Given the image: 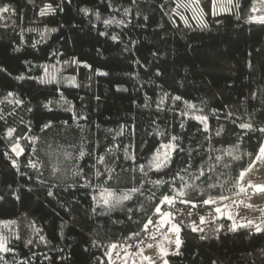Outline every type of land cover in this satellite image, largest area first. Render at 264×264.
<instances>
[{"label":"trees","instance_id":"16d2710c","mask_svg":"<svg viewBox=\"0 0 264 264\" xmlns=\"http://www.w3.org/2000/svg\"><path fill=\"white\" fill-rule=\"evenodd\" d=\"M59 2L0 0V6L10 4L19 14L16 22L0 21V24H7V27H0V66L7 69L6 72L0 71V97L14 92L15 99L23 101L22 105L8 101L0 103V113L6 116L4 121H0V197H3L0 199V220L17 221L13 228L19 231L21 237L16 240L13 233L8 235V244L15 251L10 254L0 252L8 264H19L29 257L31 264H97L98 259L106 260L104 253L108 251V244L130 236L133 229L139 230L140 224L136 221L143 223L151 215L152 205L143 197H138L135 204L138 207L143 203L145 211L131 214V221L126 220L123 213H114L111 218L91 215L89 208L96 206L92 196H98L99 189L77 187L66 190L73 180L70 170H62L56 177L49 175L50 169L45 170L43 178L48 184L41 185L38 173L25 166L26 157L32 155L30 151L17 157L21 165L19 170L11 166L3 155L10 150L11 142L5 139L8 128L17 129L14 137L26 136L25 125L31 121L33 131L40 135L38 126L45 120L69 119L72 113L65 112L57 104L61 92L73 102L76 112L88 117L81 123L90 129L85 133L88 140L99 141L100 155H103L106 145L111 147L122 143V147H127L131 143L134 147L130 151L137 155L136 162L144 164L158 146L160 138L149 135L157 126L171 134L181 135L186 148L195 147L198 143L203 146L201 151L204 152L209 146L213 149L232 147L243 133L237 126L240 118L247 120L248 113L257 125L264 121V111L259 103V100H264V95L259 100L249 99L257 88L264 90V25L245 23L249 14H261L250 13L252 0H241L240 20L227 13L215 18L209 16L211 27L206 30L195 27V21H191L194 28L188 29L178 16L171 15L175 7L172 0H135V3L132 0H112L119 12L107 6L108 0H72L71 3L65 0L63 11L40 16L41 8L49 3L55 7ZM201 2L208 12L211 0ZM83 7L99 10L101 20L81 13ZM125 8L133 13L127 18L124 17ZM112 16L126 19L127 26L113 24L106 27L103 19ZM144 16L148 19H142ZM216 19L223 23H215ZM45 28L59 30L46 33L45 40L36 44ZM29 29L35 31L30 32ZM102 32L109 35H101ZM111 35H118L120 39L113 41ZM16 48L20 51H14ZM73 57L87 62L92 68L84 67L83 63L65 64ZM249 61L253 68L248 67ZM51 66L63 67V73L74 76L79 87L64 82L40 83L37 77L43 78L45 68ZM99 72H107L108 75H100ZM21 74L26 78L16 79ZM118 86L127 90L118 91ZM165 93L180 95L183 100L197 105V109L191 112L186 109L183 100L173 102L169 99L165 111L158 112L155 105ZM146 97L150 98L148 102L152 105L148 110L142 107ZM12 99L9 97V100ZM49 101H52L49 105L51 111L43 107ZM29 108L32 110L28 111ZM13 109L14 114L9 116ZM216 110H219V118L212 116ZM230 110L236 113L233 117L237 120L235 125L224 118ZM181 112H187V115L181 116ZM196 115L209 117L210 131L204 132L203 125L193 119ZM181 123L185 124L183 129L180 128ZM221 127L225 131L216 137L215 132ZM120 128L124 129V135L117 137ZM107 129L113 131L109 133ZM130 130L132 135H129ZM66 135L69 142L77 143L79 140L72 132ZM206 135L212 140L206 141ZM251 135V141L246 138L241 151L251 150L257 143L259 134ZM142 141L146 143L142 144ZM20 143L28 148L27 140ZM41 146L37 145L38 148ZM118 155L123 157V152ZM178 163L182 164L183 159ZM118 164L123 168L134 166L133 161L123 158ZM65 166L62 164L61 168ZM135 175L138 180H143L139 173ZM149 175L152 179L157 178L153 173ZM197 183L201 188L206 187L203 182ZM228 187L226 184L225 189ZM49 191H55L57 195L49 196ZM153 191L160 194L158 189ZM208 191L214 193L216 190ZM117 217L123 223H112ZM226 221L225 218L217 221L225 224L224 230L219 233V240L201 241L197 233L189 235L182 231L183 256L176 257L175 261L178 264H213V261L216 264H264V253L260 251L264 249V234L248 235L244 229L227 232L229 221ZM29 222H34L46 243L41 242L39 235L27 227ZM207 230L212 235V226H208ZM28 239L33 240L32 245H27ZM92 241H97L98 246L93 247ZM45 255L51 259H44ZM69 255L70 259H61ZM168 259L172 264L173 258L169 256ZM0 264H4V260H0Z\"/></svg>","mask_w":264,"mask_h":264},{"label":"snow or ice","instance_id":"6c2138e0","mask_svg":"<svg viewBox=\"0 0 264 264\" xmlns=\"http://www.w3.org/2000/svg\"><path fill=\"white\" fill-rule=\"evenodd\" d=\"M64 2L65 0H60L55 7L52 3L47 4L41 8L40 16L55 14L58 10L63 11L62 4ZM67 2L71 3L72 0H67ZM29 3H32V0H29ZM132 3H135V0H132ZM172 3L175 4V7L172 9L171 15L178 16L188 29L194 28L191 21H195V27L201 30L210 29L211 24L208 17L215 18L224 13L234 15L236 20L241 19L239 14V9L242 7L241 0H211L208 12L205 11L201 0H172ZM107 6L112 7L115 12L120 11L119 8L114 7L112 0H108ZM161 7H163V4H161ZM218 7L219 12L217 11ZM233 9L236 11H233ZM123 11L125 18L133 14L129 8H125ZM249 11L250 13L260 12L261 14H249L245 23L255 22L264 25V0H252ZM14 12L15 9L10 4L0 6V21H6L8 17L5 14H13ZM80 12L86 16L94 15L97 20H101V12L99 10L83 7ZM185 12H190L191 16L185 15ZM165 15H169V13H165ZM142 19L147 20L148 17L144 16ZM102 22L106 27H110L113 24L127 26L126 19H117L115 16L103 19ZM215 23L221 24L223 21L216 19ZM0 27H7V24H0ZM58 30V28H45L44 32L40 33L41 38L36 41V44H40L45 40L46 33H54ZM28 31L35 30L29 29ZM100 34L109 35L107 32ZM110 38L113 41L120 39L118 35H111ZM127 50L126 47L125 51ZM14 51H20V48H16ZM81 63L86 68H92V65L82 62L76 57L65 61V64L69 65H80ZM248 67L253 68L251 61L248 62ZM0 71L6 72L7 69L0 66ZM45 71L47 72V68H45ZM99 74L108 75L107 72H99ZM157 74L159 75V73ZM25 78L23 74L16 77L18 80ZM37 79L43 84L61 83L54 73L49 74L48 79L39 77ZM68 82L79 87L74 76ZM117 90L126 91L127 89H122L118 86ZM261 95H264V90L257 88L251 93L249 99L259 100ZM9 97L13 99L9 100ZM95 98L99 99V97ZM80 99L83 100V97H80ZM169 99L173 102H180L183 97L180 95L170 96V94L165 93L160 97L159 103L155 105L156 110L158 112L165 111V104ZM149 100L150 98L146 97L145 103L142 105L145 110L152 107L148 102ZM4 101L14 105L23 104L22 100L15 99L14 92H8L0 103H4ZM183 102L186 109H197V105L186 100H183ZM259 103L262 111H264V100H259ZM51 104L52 101H49L43 107L51 111L52 109L49 107ZM57 104L65 112H70L72 115L69 119L62 121L45 120L38 126L40 135L35 134L33 131L31 121L25 125L28 133L26 136L19 135L14 137L17 129L8 128L5 139L11 142L10 150L4 152L3 155L10 161L11 166L19 170L21 165L17 157L30 151L32 155L26 157L25 166L38 173L37 179L41 185L48 184V181L43 178L45 170L50 169L49 175L52 177H56L62 170L65 172L70 170L73 180L72 183L67 185L66 190L77 187L99 189L98 196H92L96 206L89 208V213L94 216L111 218L114 213H123L126 220L131 221V214L137 211H145L143 203H140L138 207L136 206L135 201L138 197L145 198L152 205L151 215H148L143 223L140 220L136 221V223L140 224L139 230H131V235L126 236L123 241L108 244L107 248L110 251L104 253L106 260L98 259L97 264H129V261H131V264H136L137 259L140 260L141 264L144 261H147L148 264H170L169 256L173 258L172 264H178L175 258L183 256L181 251L184 243L181 239L182 231L188 232L189 235L197 233L201 241L213 238L219 240V233L224 230L225 224L217 223V221L225 214L223 210L238 202H243L240 197L246 194L247 189L243 184L246 173L251 171L258 162L264 163V121L257 125L250 113L247 114V120L240 118L237 126L243 130V133L237 137V142L228 149H213L209 146L206 151L202 152L201 147L203 146L198 143L195 147L186 148L182 143L183 137L181 135L171 134L167 129L157 126L154 132L149 133V135L160 138L158 146L150 154V159L147 160V163L144 164L136 162L138 159L137 155L135 152L130 151L134 147L131 143L127 147H122V143L113 144L111 147L106 145L103 148V155H100L99 153L102 149L99 141L90 142L85 134L90 129L81 123V121H87L88 117L76 112V106L62 92ZM31 110V108L28 109V111ZM168 110L170 111L171 109ZM14 111L15 109L9 112L8 115H13ZM199 111L203 112V109H199ZM180 115H187V112H181ZM212 116L219 118V110L213 111ZM235 116L236 113L232 110L224 114V118L234 125L237 124V120L233 118ZM5 119L6 116L0 113V121ZM193 119L203 125L204 132L211 130L207 115H196ZM21 123L24 122L21 121ZM97 127L99 126L97 125ZM184 127L185 124L181 123L180 128L183 129ZM112 131V129H107L109 133ZM224 131L225 128L221 127L215 132L216 137H220ZM69 132L78 136L79 140L77 143L67 140L66 133ZM253 133L259 134L256 137L257 143L251 147V150L241 151L245 139L247 138L248 141H251V134ZM132 134L130 130L129 135ZM123 135L124 129L120 128L116 136L122 137ZM204 139L211 141L212 137L206 135ZM22 140H27V149L21 145L20 141ZM61 140L64 142L61 143ZM143 143H146V141H142ZM38 144L42 146L38 148ZM120 152H123V157L118 155ZM121 158L133 161L134 166L130 165L128 168L120 167L118 161ZM246 158L247 163L245 164ZM181 159H183L182 164L178 163ZM76 161H83V163L77 164L75 163ZM89 161H92V163H89ZM62 164L66 165L63 169L61 168ZM124 173L129 175L126 176ZM135 173H139L143 180H138ZM150 173L156 175L157 178L152 179L149 175ZM214 177L216 179H213ZM94 181L98 183H94ZM198 181L203 182L206 187L201 188L200 184L197 183ZM226 184L229 185L227 189H225ZM147 185H151V187H147ZM251 186L249 184V187ZM56 187L58 188L59 185H56ZM153 189H158L160 194L157 195ZM209 189L216 191L213 193L208 191ZM261 190H264V187ZM48 195L56 196L57 193L49 191ZM0 199H3V197H0ZM17 199H19V196H17ZM227 221H232L227 226V232L234 233L244 229L248 235L253 233L264 234V216L257 220L242 219L237 222L233 214L227 213ZM112 223L121 224L123 221L117 217ZM0 224L11 231L10 225H16L17 221L0 220ZM208 226H212V235L208 233ZM27 227L39 235L40 230L35 227L34 222H29ZM153 228L155 231L152 230ZM13 236L16 240L21 239L18 230L13 232ZM39 240L46 243L43 235H39ZM32 244L33 240L28 239L27 245ZM92 246L97 247L98 242L92 241ZM153 249H155L154 256L145 255L146 251ZM14 251V248L9 246L7 237L0 235V252L10 254L14 253ZM59 251L63 252V249ZM260 251L264 253V249ZM113 253H115V259H113ZM33 256H35V253H33ZM44 259L50 260L51 258L45 255ZM61 259H70V255L63 256ZM0 260H4V264H8L5 257L0 256ZM19 264H31V257L20 261ZM213 264H216V262L213 261Z\"/></svg>","mask_w":264,"mask_h":264},{"label":"rangeland","instance_id":"374dc122","mask_svg":"<svg viewBox=\"0 0 264 264\" xmlns=\"http://www.w3.org/2000/svg\"><path fill=\"white\" fill-rule=\"evenodd\" d=\"M217 11L219 12V7L217 8ZM233 11H235V9H233ZM5 15L8 17L6 21L16 22L19 19L18 18L19 14L16 9L13 14H5ZM186 15L191 16V13L187 12ZM256 15H260V14H256ZM57 69H59V71H57ZM63 70H64L63 67L51 66L47 68V72L45 71L43 79H48L49 74L54 73L57 76L58 80L64 82L65 84H70L68 81L72 76H68L66 73H63ZM0 98H2L1 100L4 99L3 96H1ZM10 99H12V97H10ZM189 111L195 112V110H189ZM258 176L262 177L263 178L262 180H264V163L258 162L255 165V167L251 169V171L246 173L243 184L247 190H246V194H243L240 197V199L243 202L242 203L238 202L237 204L231 205L228 209L223 210L225 214L222 215L221 218H225L227 220V213H231L233 214L234 219L237 222H240L242 219L257 220L258 218L264 216V190H261L264 185L261 186L262 183L257 181L259 180ZM248 184L252 185L251 188L248 186ZM231 223L232 221H229V224ZM10 228L11 231L9 230V228H4V226L0 228V235H3L8 239V235L15 232L13 225H10ZM108 251H110V249H108ZM145 255H148L150 257L154 256L155 249L146 251ZM113 259H115V253H113ZM129 264H131V261H129ZM136 264H141L139 259H137ZM143 264H148V262L144 261Z\"/></svg>","mask_w":264,"mask_h":264},{"label":"crops","instance_id":"0c3cea01","mask_svg":"<svg viewBox=\"0 0 264 264\" xmlns=\"http://www.w3.org/2000/svg\"><path fill=\"white\" fill-rule=\"evenodd\" d=\"M258 179H259V180H257V181H259L260 183H262L261 186H263V185H264V180H262L263 178L260 177V176H258ZM248 186H249V184H248ZM263 187H264V186H263ZM250 188H251V187H250Z\"/></svg>","mask_w":264,"mask_h":264},{"label":"built area","instance_id":"2783aa9c","mask_svg":"<svg viewBox=\"0 0 264 264\" xmlns=\"http://www.w3.org/2000/svg\"><path fill=\"white\" fill-rule=\"evenodd\" d=\"M152 230H153V231H155V229H154V228H153ZM120 241H123V239H120V240H118V242H120Z\"/></svg>","mask_w":264,"mask_h":264}]
</instances>
